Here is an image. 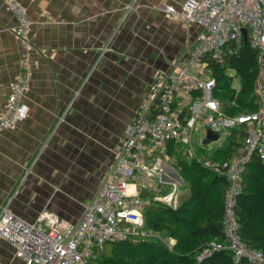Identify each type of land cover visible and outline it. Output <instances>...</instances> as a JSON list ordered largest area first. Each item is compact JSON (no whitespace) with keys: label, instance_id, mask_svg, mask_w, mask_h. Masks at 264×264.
<instances>
[{"label":"crops","instance_id":"0c3cea01","mask_svg":"<svg viewBox=\"0 0 264 264\" xmlns=\"http://www.w3.org/2000/svg\"><path fill=\"white\" fill-rule=\"evenodd\" d=\"M16 1L31 21V81L26 118L0 132V209L67 236L114 167L150 85L203 30L166 11L185 0ZM18 25L0 0V116L20 74ZM0 264H25L2 237Z\"/></svg>","mask_w":264,"mask_h":264},{"label":"built area","instance_id":"2783aa9c","mask_svg":"<svg viewBox=\"0 0 264 264\" xmlns=\"http://www.w3.org/2000/svg\"><path fill=\"white\" fill-rule=\"evenodd\" d=\"M18 20L16 33L24 49L19 77L12 82L0 132L14 128L26 118L28 108L23 98L30 88L31 21L26 9L16 0H4ZM166 11L188 25L203 31L188 56L170 65L149 87L148 98L128 125L125 138L97 195L84 209L77 225L65 236L55 228H44L38 219L28 223L8 206L0 209V237L12 244L15 255L25 264H87L109 242L157 237L145 227L144 213L155 199L176 206L182 197L183 180L166 174L167 149L173 143L188 157L198 150H216L242 129L245 140L229 161L213 157L202 160L229 182L223 219L224 239L214 241L198 257H208L216 250H229L236 260L264 264L261 251L249 249L241 240L235 216L236 196L241 190L242 175L252 156L264 161V0H185L180 9ZM243 42L257 51L260 66L257 93L258 111L228 115L215 98L216 79L209 61L224 64L225 53H237ZM235 44L236 49L229 45ZM227 74L235 77V71ZM200 131L203 141L198 143ZM208 131L216 141L205 144ZM172 185L167 192L164 186Z\"/></svg>","mask_w":264,"mask_h":264},{"label":"trees","instance_id":"16d2710c","mask_svg":"<svg viewBox=\"0 0 264 264\" xmlns=\"http://www.w3.org/2000/svg\"><path fill=\"white\" fill-rule=\"evenodd\" d=\"M236 49L235 44L229 45ZM216 79L214 92L228 115L250 114L260 108L257 93L260 66L257 51L243 42L237 53L224 55V64L210 60ZM235 71V78L227 70ZM245 140V131L234 132L219 148L208 153L198 150L197 157H188L183 149L169 144L167 153L176 159L175 169L183 180L182 197L176 206L155 199L144 213L145 227L175 241L173 247L153 238H135L109 242L87 264H252L236 260L229 250H216L208 257L199 255L214 242L224 239L223 219L229 189L227 179L203 165L213 157L229 161ZM235 216L242 242L264 254V161L254 154L242 175L241 190L236 196Z\"/></svg>","mask_w":264,"mask_h":264},{"label":"rangeland","instance_id":"374dc122","mask_svg":"<svg viewBox=\"0 0 264 264\" xmlns=\"http://www.w3.org/2000/svg\"><path fill=\"white\" fill-rule=\"evenodd\" d=\"M233 87L234 88H238V81L237 79L234 80V83H233ZM200 137L197 138L198 140V143H195L196 145L197 144H200L202 141H203V138H204V132L203 131H200ZM200 142V143H199ZM214 151V150H213ZM213 151H210L208 153H213ZM175 164H176V159L171 157L170 155L168 156L167 158V161H166V165H165V170H166V174L169 175L170 177H175L176 178V169H175ZM166 191L169 192L171 189H172V185L170 186H164ZM183 195V194H182ZM75 227V226H74ZM153 239H157L159 241H164L165 243H168V245L170 247H173L174 244H175V241L173 239H171L170 237L168 236H163L162 234L159 233V235L157 237H152ZM16 256V255H15Z\"/></svg>","mask_w":264,"mask_h":264},{"label":"water","instance_id":"95a60500","mask_svg":"<svg viewBox=\"0 0 264 264\" xmlns=\"http://www.w3.org/2000/svg\"><path fill=\"white\" fill-rule=\"evenodd\" d=\"M219 138V135L216 133H213L211 131H208L207 137L204 141L205 144L211 143L213 141H216Z\"/></svg>","mask_w":264,"mask_h":264}]
</instances>
